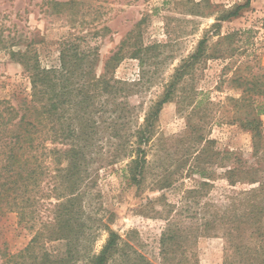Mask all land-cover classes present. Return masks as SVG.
<instances>
[{
    "label": "rangeland",
    "instance_id": "374dc122",
    "mask_svg": "<svg viewBox=\"0 0 264 264\" xmlns=\"http://www.w3.org/2000/svg\"><path fill=\"white\" fill-rule=\"evenodd\" d=\"M52 1L69 4L56 7ZM246 1L0 0V28L9 47L0 49V101L14 105L21 102V94L29 93L30 84L10 52L34 48L43 66H59L60 40L76 34L86 36L98 49V75L120 48L126 55L144 49L142 60L125 58L115 71L117 79L133 85L129 102L137 111L130 113L140 112L141 123L144 111L161 97L176 68L204 37L208 39L207 56L185 77L173 102L160 114L157 134L147 147L141 186L129 185L121 172L124 166L118 163L102 169L94 189L99 195L92 200L94 212L98 208L113 212L111 226L131 246L125 245V250L132 257L165 264L161 237L174 224L190 237L188 243L184 238L177 241L187 250L176 246L166 264H178L184 257L193 264H223L227 238L219 228L216 234L202 236L203 223L217 209L224 211L239 193L258 187L231 185L225 174L236 167L243 172L257 169L255 177L264 179V115L259 143L239 122L231 124L250 112L249 99L264 101V8L251 0L239 17L221 23L218 31L214 27L219 17ZM225 36L230 37L221 41ZM193 98L204 101L201 114L191 115L188 100ZM33 236L27 224H19L16 213L0 214V264H17L9 259L23 253ZM106 239L105 233L99 236L96 252ZM245 241L254 243L249 237ZM45 248L65 250L63 243L55 242Z\"/></svg>",
    "mask_w": 264,
    "mask_h": 264
},
{
    "label": "trees",
    "instance_id": "16d2710c",
    "mask_svg": "<svg viewBox=\"0 0 264 264\" xmlns=\"http://www.w3.org/2000/svg\"><path fill=\"white\" fill-rule=\"evenodd\" d=\"M51 3L56 7L69 4ZM250 4L247 0L227 11L214 27L218 31L221 23L239 17ZM229 37H221V41ZM207 44L204 37L176 68L161 97L144 111L141 123L140 112L130 113L137 111L129 102L133 85L117 79L115 71L125 58L142 60V47L128 55L122 48L113 52L101 75L97 74L98 49L86 36L71 34L60 40L59 66H43L34 48L10 52L23 67L30 89L21 94L17 105L0 101V214L16 213L19 224H27L34 236L25 251L9 262L21 264L22 258L23 264H151L125 250V245L131 246L112 228L113 212L104 208L94 212L92 200L99 196L94 189L102 169L118 163L124 166L121 172L127 183L141 186L148 164L147 147L157 134L160 114L173 102L185 77L207 56ZM0 49H9L1 28ZM188 101L193 106L191 115L202 113L203 100ZM248 106L250 112L231 124L239 122L259 143L264 101L249 99ZM242 170H228V182L258 187L233 197L224 211L217 209L201 232L206 236L216 234L218 228L223 231L229 243L223 264H264V201H260L264 179L255 177L260 170ZM102 233L107 239L96 252L94 246ZM189 237L174 224L165 229L160 242L165 264L176 246L187 250L177 241L184 238L188 243ZM248 237L254 240L252 245H247ZM51 242L63 243L65 250L51 252L45 248ZM178 264L193 263L184 257Z\"/></svg>",
    "mask_w": 264,
    "mask_h": 264
},
{
    "label": "crops",
    "instance_id": "0c3cea01",
    "mask_svg": "<svg viewBox=\"0 0 264 264\" xmlns=\"http://www.w3.org/2000/svg\"><path fill=\"white\" fill-rule=\"evenodd\" d=\"M258 8H264V0H254Z\"/></svg>",
    "mask_w": 264,
    "mask_h": 264
}]
</instances>
